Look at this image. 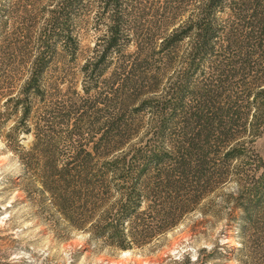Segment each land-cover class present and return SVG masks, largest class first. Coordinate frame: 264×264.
Masks as SVG:
<instances>
[{"label":"trees","instance_id":"trees-1","mask_svg":"<svg viewBox=\"0 0 264 264\" xmlns=\"http://www.w3.org/2000/svg\"><path fill=\"white\" fill-rule=\"evenodd\" d=\"M83 1L51 0L34 29L0 32V66L11 68L2 95L33 135L17 152L23 190L126 249L176 226L246 159L239 207L246 223L264 220V158L245 145L264 130V0H162L151 26L132 25L126 0H98L109 23L80 66L82 94L51 103L47 81L62 53L77 52L71 24ZM177 4L189 5L185 18Z\"/></svg>","mask_w":264,"mask_h":264},{"label":"rangeland","instance_id":"rangeland-1","mask_svg":"<svg viewBox=\"0 0 264 264\" xmlns=\"http://www.w3.org/2000/svg\"><path fill=\"white\" fill-rule=\"evenodd\" d=\"M50 1L0 0V32L16 36L21 21L34 29L42 21V9L52 7ZM83 2L71 24L77 52L74 57L62 53L55 61L51 80L47 81L48 87L54 88L48 102L67 99L74 91L82 94L80 66L91 55L109 23L106 15L101 14L98 0ZM126 3L132 25H153L162 9V0H126ZM176 6L185 18L189 5ZM219 19L226 25L228 13L220 14ZM187 44L184 39L181 49ZM132 50L129 45L127 51ZM9 69L0 66V72ZM4 85L8 84L0 82V264H264V220L257 218L254 226L246 223L239 207L242 187L238 183L242 184L249 174L246 159L233 162L242 174L235 172L229 180L214 185L195 210L183 215L165 234L152 236L142 246L123 249L107 245L70 227L52 215V210L43 211L36 203L40 197L31 190L24 191L21 184L24 166L17 152L30 147L33 135L24 132L21 114L14 112L15 101L5 102L7 98L2 93L6 88H1ZM39 107L43 103L34 102L33 115L39 113ZM15 132L17 141L13 140ZM136 140L135 137L131 141ZM245 145L247 151L264 158V130Z\"/></svg>","mask_w":264,"mask_h":264}]
</instances>
